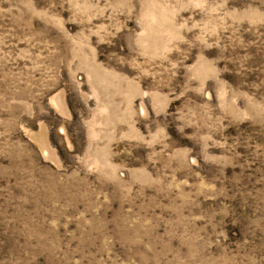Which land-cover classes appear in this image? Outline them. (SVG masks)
<instances>
[{
  "label": "rangeland",
  "instance_id": "1",
  "mask_svg": "<svg viewBox=\"0 0 264 264\" xmlns=\"http://www.w3.org/2000/svg\"><path fill=\"white\" fill-rule=\"evenodd\" d=\"M0 264H264V0H0Z\"/></svg>",
  "mask_w": 264,
  "mask_h": 264
}]
</instances>
